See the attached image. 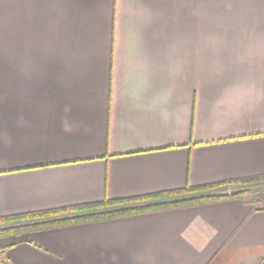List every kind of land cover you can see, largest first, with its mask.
Masks as SVG:
<instances>
[{
    "label": "crops",
    "instance_id": "0c3cea01",
    "mask_svg": "<svg viewBox=\"0 0 264 264\" xmlns=\"http://www.w3.org/2000/svg\"><path fill=\"white\" fill-rule=\"evenodd\" d=\"M261 176L264 0H0V218ZM248 188L9 236L0 264H258Z\"/></svg>",
    "mask_w": 264,
    "mask_h": 264
},
{
    "label": "trees",
    "instance_id": "16d2710c",
    "mask_svg": "<svg viewBox=\"0 0 264 264\" xmlns=\"http://www.w3.org/2000/svg\"><path fill=\"white\" fill-rule=\"evenodd\" d=\"M257 185H264V176L227 184L187 187L183 190L164 192L145 198L111 200L0 218V240L30 232L47 231L95 221L115 220L147 213L167 212L237 199L252 189L248 187ZM230 186L237 189L231 193H219ZM239 187L243 190H240ZM244 188L248 189L244 190Z\"/></svg>",
    "mask_w": 264,
    "mask_h": 264
},
{
    "label": "rangeland",
    "instance_id": "374dc122",
    "mask_svg": "<svg viewBox=\"0 0 264 264\" xmlns=\"http://www.w3.org/2000/svg\"><path fill=\"white\" fill-rule=\"evenodd\" d=\"M239 188H241V187H239ZM258 188H259V187H258ZM236 189H237V188H233V187L230 186V187H228L226 190H225V189H224V190L222 189L223 191H222V192H219V193H222V194H223L224 192H225V193H227V192H228V193H231V192L235 191ZM259 189H263V186L260 187ZM240 190H241V189H240ZM257 191H260V190H257Z\"/></svg>",
    "mask_w": 264,
    "mask_h": 264
},
{
    "label": "built area",
    "instance_id": "2783aa9c",
    "mask_svg": "<svg viewBox=\"0 0 264 264\" xmlns=\"http://www.w3.org/2000/svg\"><path fill=\"white\" fill-rule=\"evenodd\" d=\"M258 264H264V254H263V256L261 257V259H260V261H259Z\"/></svg>",
    "mask_w": 264,
    "mask_h": 264
}]
</instances>
